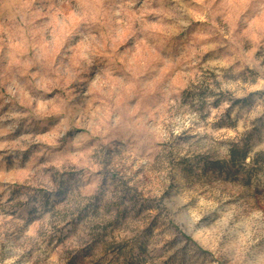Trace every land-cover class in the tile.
Segmentation results:
<instances>
[{
    "label": "clouds",
    "instance_id": "obj_1",
    "mask_svg": "<svg viewBox=\"0 0 264 264\" xmlns=\"http://www.w3.org/2000/svg\"><path fill=\"white\" fill-rule=\"evenodd\" d=\"M0 264H264V0H0Z\"/></svg>",
    "mask_w": 264,
    "mask_h": 264
}]
</instances>
